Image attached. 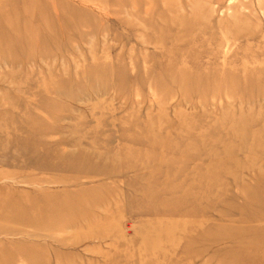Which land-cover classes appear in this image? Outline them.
<instances>
[{
    "label": "rangeland",
    "instance_id": "374dc122",
    "mask_svg": "<svg viewBox=\"0 0 264 264\" xmlns=\"http://www.w3.org/2000/svg\"><path fill=\"white\" fill-rule=\"evenodd\" d=\"M0 264H264V0H0Z\"/></svg>",
    "mask_w": 264,
    "mask_h": 264
}]
</instances>
